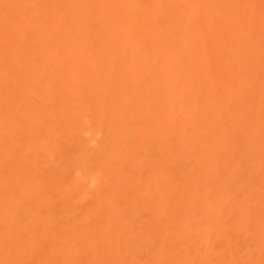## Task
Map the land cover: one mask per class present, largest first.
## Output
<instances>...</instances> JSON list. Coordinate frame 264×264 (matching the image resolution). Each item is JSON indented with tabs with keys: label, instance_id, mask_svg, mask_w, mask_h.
I'll return each instance as SVG.
<instances>
[{
	"label": "bare ground",
	"instance_id": "1",
	"mask_svg": "<svg viewBox=\"0 0 264 264\" xmlns=\"http://www.w3.org/2000/svg\"><path fill=\"white\" fill-rule=\"evenodd\" d=\"M0 264H264V0H0Z\"/></svg>",
	"mask_w": 264,
	"mask_h": 264
}]
</instances>
